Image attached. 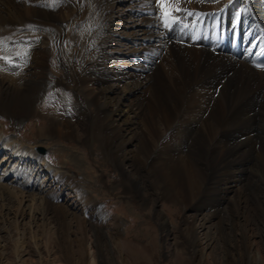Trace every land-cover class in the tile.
Wrapping results in <instances>:
<instances>
[{
    "label": "bare ground",
    "instance_id": "obj_1",
    "mask_svg": "<svg viewBox=\"0 0 264 264\" xmlns=\"http://www.w3.org/2000/svg\"><path fill=\"white\" fill-rule=\"evenodd\" d=\"M20 1L24 0H0V38L9 41L8 34L19 32L22 48L19 55L13 52V63L0 60L1 112L15 121L42 117L43 132H55L64 128V121L35 109L46 93L49 76L56 84L78 88L79 96L91 88L90 100L79 99L76 105L80 111L90 101L96 106L93 131L103 127L110 134L116 163L128 167L122 170L128 184L138 194H147L133 149L142 145L146 161L155 141L160 150L149 166L152 181L161 197H174L180 203L191 195L200 196L204 187L200 163L215 161L217 169L227 159L232 170L215 179L218 191L208 195L207 208H200V198L189 209L198 215L183 219L195 259L201 260L203 252L213 248L207 241L217 238L216 226L234 224L236 217L254 219L248 214L251 205L235 193L238 185L242 188V168L253 160L248 150L258 145L257 154L264 157V71L253 70L239 54L224 52L215 37L221 15L222 32L240 23L247 33L245 41L264 47V0L231 4L229 0H167L171 12L165 24L161 4L155 0H29L28 8ZM41 3L49 6H38ZM66 23L72 27L66 30ZM204 41L210 44L205 46ZM91 42L97 47L89 49ZM12 43H5L10 50L16 48ZM50 59H56L61 70H55ZM25 139L35 142L32 137ZM213 199L217 205L211 207ZM240 232L233 236L245 241L248 229L242 227ZM202 241L206 243L199 250ZM106 248V242L99 254L91 248L88 264H96V255L98 264H107L102 259L109 252ZM234 258L235 264H264L250 251Z\"/></svg>",
    "mask_w": 264,
    "mask_h": 264
},
{
    "label": "rangeland",
    "instance_id": "obj_2",
    "mask_svg": "<svg viewBox=\"0 0 264 264\" xmlns=\"http://www.w3.org/2000/svg\"><path fill=\"white\" fill-rule=\"evenodd\" d=\"M19 3L29 7V0ZM66 25V30L72 27ZM93 47L97 44L91 42L89 49ZM55 60H49L51 66L61 70ZM55 82V77L49 76L46 93L35 109L61 118L63 129L43 132L46 120L42 117L15 121L0 111V264H88V252L92 248L99 254L104 242L109 252L102 259L107 264H235L233 256L241 251L264 259V157L257 154L258 145L248 150L253 160L242 168V188L238 185L235 193L251 205L248 214L254 219L238 221L236 217L234 224L216 226L217 238L207 241L213 248L205 250L201 260L195 259L183 219L198 215L189 209L200 198V208H207L208 195L218 191L215 179L229 175L230 162H219L217 169L215 161L200 163L204 172L200 196L191 195L180 203L174 197H161L152 181L149 166L155 151L160 150L156 142L146 161L138 144L133 154L139 156L135 163L142 171L148 195L138 194L122 172L128 167L116 163L110 134L103 127L93 131L96 106L90 101L80 111L76 105L79 99L90 100L91 88L79 96L78 88ZM136 135L141 138L139 131ZM27 137L35 142L26 141ZM35 147L46 154H35ZM210 203L211 207L217 205L215 199ZM242 227L249 231L245 241L233 236V232L241 233ZM205 243H199V250ZM95 257L98 264L99 256Z\"/></svg>",
    "mask_w": 264,
    "mask_h": 264
},
{
    "label": "snow or ice",
    "instance_id": "obj_3",
    "mask_svg": "<svg viewBox=\"0 0 264 264\" xmlns=\"http://www.w3.org/2000/svg\"><path fill=\"white\" fill-rule=\"evenodd\" d=\"M155 2L161 4V11L163 14V18L165 20H167L168 16L170 15V12H171L170 6L167 5V0H155ZM38 6L48 7L49 4L48 3H41ZM165 7H168L167 13L164 12ZM12 55H13V53H11V50L7 48V46L5 44V40L3 38H0V60H3L6 64H10V63H12ZM14 55H19V53H14Z\"/></svg>",
    "mask_w": 264,
    "mask_h": 264
}]
</instances>
